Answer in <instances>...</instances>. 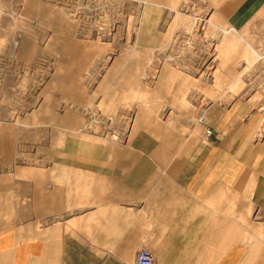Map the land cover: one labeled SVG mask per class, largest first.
<instances>
[{
    "label": "crops",
    "instance_id": "obj_1",
    "mask_svg": "<svg viewBox=\"0 0 264 264\" xmlns=\"http://www.w3.org/2000/svg\"><path fill=\"white\" fill-rule=\"evenodd\" d=\"M154 4L146 0L142 3L128 58L114 68L117 85L125 76H134L138 61L130 59L142 55L138 44L145 8ZM177 6L172 1L163 8L175 12L169 16L173 20L170 30L177 23L187 29L185 51L196 45L205 27L211 26V33L221 37L214 48L218 50L229 33L264 24V0H233L217 15L195 19L185 13L179 16ZM174 43L170 36L164 50L170 52ZM246 46L245 69L229 76L232 83L264 58V53ZM175 61L161 54L158 65L148 66L147 70L163 77L181 70L177 67L182 66L181 60ZM124 81L121 87H132L137 93L145 91L134 80ZM225 92L195 113L189 107L197 103L193 91L179 92L188 115L204 116L198 124L204 130L209 128L211 134L196 142L190 151L174 157L178 161L173 167L166 166L158 172L144 169L142 173L136 164L138 169L109 175L107 167H100L96 173L91 167L78 171L76 160L67 157L56 160L47 170L23 168L25 178L12 182V187L0 179V264H133L137 251L144 248L151 251L155 264H264V130H259L260 115L249 106L218 102ZM107 98L113 99L111 95ZM133 102L140 107L149 105L150 100L139 93ZM162 107L154 122L173 121L171 113L177 108ZM122 118L125 125L119 128ZM68 120L75 125L76 117L70 115ZM141 120L127 112L108 119L99 137L104 141L102 146L109 142L133 146L145 141L147 155H154L150 160L167 159L171 153L156 152L149 139L137 133ZM196 120L189 121L192 129L197 127ZM68 130L87 134L73 126ZM133 155L126 154L130 158L125 160H141ZM60 166L57 172L55 167ZM142 176L148 179L142 180ZM51 178H58L60 183L48 181ZM13 200L28 201L29 208L16 214L8 203Z\"/></svg>",
    "mask_w": 264,
    "mask_h": 264
},
{
    "label": "rangeland",
    "instance_id": "obj_2",
    "mask_svg": "<svg viewBox=\"0 0 264 264\" xmlns=\"http://www.w3.org/2000/svg\"><path fill=\"white\" fill-rule=\"evenodd\" d=\"M146 1L155 4L145 8V23L138 44L139 53L144 55L130 59V62L138 61L139 66L135 64L134 76H125L128 82L134 80L137 87L140 85L145 90L139 92L140 97L150 100L149 105L138 107L133 102L134 95L139 94L137 89L121 87L125 77L117 85L114 68L128 58L136 39L141 3L136 0H0V179L11 186L12 182L25 178L21 173L23 168L47 170L56 160L67 157L76 160L77 170L91 167L96 173L100 167H107L109 175L138 169L136 164L142 173L144 169L158 172L166 166L173 167L178 161L174 157L190 151L206 135L200 124L191 127L189 121L200 116L188 115L183 108L179 92L184 90L193 91L196 97L197 103L189 105L194 113L205 109L227 90L217 101L249 106L260 115L259 130H264V58L235 83L229 80V76L245 69L246 44L264 53V24L229 33L218 50L214 48L221 37L211 33V26L205 27L196 45L185 51L187 29L177 23L170 30L173 20L169 16L175 12L169 13L163 7L175 1L179 16L185 13L195 19L202 15L213 17L233 0ZM170 36L174 37L175 47L167 52L164 49L169 45ZM161 54L173 63L177 58L181 60L182 66L177 65L181 70L159 78L158 74L148 72V66L158 65ZM80 58L83 59L79 63ZM196 91L199 93L195 94ZM107 95L113 99H106ZM170 106L177 108L171 113L173 121L154 122L159 109ZM126 112L143 120L137 133L149 139L156 152L171 153L167 159L150 160L154 155H147L145 141L133 146L110 142L102 146L104 141L99 137L104 123ZM70 115L76 117L75 125H70ZM117 125L123 128L125 119H119ZM72 126L87 134L70 132L68 129ZM126 154H134L141 160L126 161L130 158ZM61 167H55L57 172ZM66 168L63 169L67 171ZM143 179L148 178L142 176ZM48 181L60 183L58 178ZM8 203L16 214L29 208L25 200Z\"/></svg>",
    "mask_w": 264,
    "mask_h": 264
},
{
    "label": "built area",
    "instance_id": "obj_3",
    "mask_svg": "<svg viewBox=\"0 0 264 264\" xmlns=\"http://www.w3.org/2000/svg\"><path fill=\"white\" fill-rule=\"evenodd\" d=\"M200 122L204 120V116L200 115ZM206 134H211L210 129H205ZM133 264H155L153 261V256L148 248L139 249L135 256V261Z\"/></svg>",
    "mask_w": 264,
    "mask_h": 264
},
{
    "label": "bare ground",
    "instance_id": "obj_4",
    "mask_svg": "<svg viewBox=\"0 0 264 264\" xmlns=\"http://www.w3.org/2000/svg\"><path fill=\"white\" fill-rule=\"evenodd\" d=\"M138 3H143V0H136ZM141 8V7H140ZM200 121V119L199 118H197V120H196V126H198V122Z\"/></svg>",
    "mask_w": 264,
    "mask_h": 264
}]
</instances>
